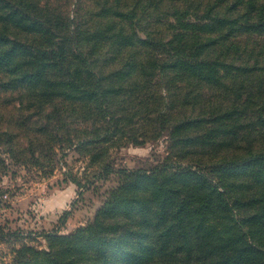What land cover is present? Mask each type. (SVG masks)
<instances>
[{"label":"rangeland","instance_id":"rangeland-1","mask_svg":"<svg viewBox=\"0 0 264 264\" xmlns=\"http://www.w3.org/2000/svg\"><path fill=\"white\" fill-rule=\"evenodd\" d=\"M233 1L0 0V264L25 247L64 249L78 264H217L231 252L264 261V0L237 12ZM211 5L245 30L172 38L186 30L173 27L175 11L199 22ZM135 63L126 71L139 77L103 103L106 123L95 80L115 86ZM251 151L262 156L244 159ZM179 200L184 213L229 217L231 243L191 218L181 236Z\"/></svg>","mask_w":264,"mask_h":264},{"label":"trees","instance_id":"trees-1","mask_svg":"<svg viewBox=\"0 0 264 264\" xmlns=\"http://www.w3.org/2000/svg\"><path fill=\"white\" fill-rule=\"evenodd\" d=\"M247 1H248L249 8H252L253 2H255L256 0H247ZM242 2L244 3V0H234L233 4L231 6V9H233L234 12H237V10H238L237 8H238L239 4ZM263 3L258 6V12L260 13V15L262 14V12H264L262 9ZM214 8H215V5H211L203 13H197V14L194 13V17L199 22H184L182 19V15H183L182 13H184L186 10L180 9L178 11H175L174 14H176V16L177 15L178 16L175 17V25L173 27L186 28V30L173 32L172 38L173 39H180V42H181L182 38L185 36V34L188 33V30L194 29V28H198L201 31H203L204 33H207V31H214V32L219 31L221 33V37H226V35H224V34L231 33V32H229V28H231L232 30H239V29H242V31L245 30L243 21L231 20L230 18H227V17L223 18V17L219 16L217 12L212 13ZM196 9H197V6H196ZM229 9L230 8L224 9V12L228 11ZM236 14H238V13H236ZM246 16H247V14H246ZM249 19H254V18H249ZM230 23H231V25H230ZM233 23H236V25H233ZM219 38L220 37H217V38L211 37L210 40L213 42H218ZM123 39H125V36L119 34L116 37V40L113 42L120 43L123 41ZM220 44H221V46L223 45L222 43H220ZM197 45L198 44L193 45L195 51H197ZM166 46H167V42L164 43V47H166ZM168 48L170 50H172L173 54L175 55L174 50L170 47H168ZM108 54L109 53H107L106 55L108 56ZM135 57H137V56H135ZM83 60H85V58H83ZM177 60L178 59L176 58V56H173L172 59L162 60V61H160L159 69L161 68V70H164V67L173 65ZM135 65H136V63L135 64L121 65L123 67L125 66V68L123 70L121 68V70L118 69L116 71L118 73L116 80H118L120 82L115 86L110 84L111 79L102 81L100 75H98V78L95 80V88L91 92L97 94V101L100 100L98 102V104L96 103V107L102 109L101 118L106 123L111 122L112 115H111L110 110L108 109L109 105L107 104V106H108L107 107L103 103L108 98H111V96H113L112 94L114 92L117 93L119 90H121V87L124 86L125 83L129 84L132 81V80H125V79L129 78L130 75H131L130 77H139V74H137V73H136V75H134L133 72L127 73V71H126L129 67L134 68ZM190 66H191V68H194L195 65H194V63L187 62L185 65L184 71H186V70L189 71ZM109 70L110 71L108 72V76L112 78V72L115 69L110 68ZM141 70H142V67H141L140 71ZM37 74H39V73H37ZM92 97L95 98L94 96H92ZM48 102L56 104L55 99H52ZM163 106H165V103H163ZM259 110H260V114H263L262 110H264V100L260 104ZM159 114L161 115V110H160ZM96 137H99V135L97 134ZM92 139H95V138L93 137ZM261 156H262V154L260 152L251 151L248 154V156L245 157L244 159L256 161ZM0 161H3V160L0 159ZM225 163L227 165H232L235 163V161H226ZM161 169L162 168L156 167L155 169H153V172H155V173H157V175H161L163 178H165L166 175L165 174L162 175L160 173ZM136 172H140V171L137 170V171H135V173ZM152 175H150V176H152ZM76 184L79 185V182H76ZM156 187L158 189V192L156 193L157 195H159L161 191L164 192V190H165V187L162 186L161 181H158ZM0 192H1V188H0ZM115 198L117 199L118 197L115 196ZM160 200H161V198H160ZM111 202L113 204L117 203V201H111ZM177 202L178 203L173 208V212L171 214H172V218H173L172 220L176 221L177 223H179L181 225V230H180L181 236H184L186 234L184 229H183L184 222L187 220V218H191L192 220H194L196 222L197 227L200 226L198 232H201L202 235H207V238H209L210 236H213L215 238L226 237V242L231 243L234 236L236 235V232L234 230V224L231 222V219L229 217H227L226 220H221L223 218H221V219L219 218V216L224 215V213H216L212 209L210 211H207V212L199 210V211H188L189 213H184L183 212L184 209L182 207L181 201L179 200ZM122 204H123V206H124V204H126L125 199H122ZM259 221L264 223V218L263 217H262V219L260 218ZM252 222L255 223L256 222L255 219H252ZM79 230H84V229H79ZM79 230H78V232H80ZM92 230H93V228H92ZM260 230H262V229H253L254 233L259 232ZM3 234H4L3 231H0V236H2ZM58 238H62V236H58ZM65 239L66 240L70 239L71 242L73 243V245H75L76 241L74 240L73 237L68 236V237H65ZM97 242H98V245H102L104 243V240L100 235H98V237H97ZM186 248L189 249V245H187ZM25 249L26 250L20 249V250L16 251V256L14 257V259L12 260V262L10 264H78L79 257L78 256L66 257L65 254H63L65 252L64 249H60V250L51 249L49 252H41L38 250L34 251L31 249H30V252H28L29 248L25 247ZM226 249H228V248H226ZM242 249L243 248H241V247H237L235 250L238 253H242ZM242 256H244V255H242ZM244 258H245L244 260L243 259H237L236 253L231 252V254L229 256H227L225 259L221 260L217 264H248V262H250L251 264H255L254 258H252L250 255L244 256ZM211 264H214V262L211 261ZM258 264H264V261L259 262Z\"/></svg>","mask_w":264,"mask_h":264}]
</instances>
